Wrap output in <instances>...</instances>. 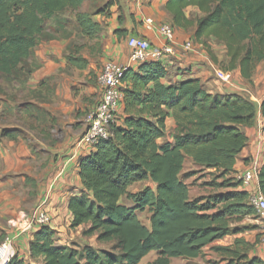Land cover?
I'll return each instance as SVG.
<instances>
[{"label":"trees","instance_id":"1","mask_svg":"<svg viewBox=\"0 0 264 264\" xmlns=\"http://www.w3.org/2000/svg\"><path fill=\"white\" fill-rule=\"evenodd\" d=\"M85 2L0 0V76L24 71L43 41L46 21L66 11L76 14L82 36L99 39L103 29L94 16L110 17L115 2L108 1L95 15L80 11ZM166 10L175 26L194 27L197 40L213 38L225 47L228 65L223 70L239 69L251 81L264 64V0H168ZM80 51L68 53L69 67L88 68ZM123 82L122 124L80 160L82 191L68 202L71 228L82 227L83 236L111 248L61 245L56 231L41 227L29 244L33 259L44 264H140L157 252L151 264L192 260L215 242L242 233L233 229L234 222L257 215L234 175L249 141L244 129L254 127L261 114L264 130V99L258 107L241 95L212 93L198 79L173 82L159 62L128 68ZM171 119L173 142L166 140ZM0 139L27 140L19 129L1 130ZM187 158L201 171H211L214 180L206 186L226 191L192 198L185 179L196 174H184ZM219 179L223 182L218 184ZM144 182L150 186L130 191ZM259 186L264 195V164ZM124 199L132 205L123 204ZM146 211L150 227L138 217ZM256 243L236 238L230 246L212 249L223 264H264L260 257H250ZM8 264L23 261L17 255Z\"/></svg>","mask_w":264,"mask_h":264},{"label":"crops","instance_id":"2","mask_svg":"<svg viewBox=\"0 0 264 264\" xmlns=\"http://www.w3.org/2000/svg\"><path fill=\"white\" fill-rule=\"evenodd\" d=\"M109 1L115 2V5L110 8L111 16H97L96 20L103 31L100 38L93 41L98 43L97 51L101 48V53L97 59L91 58L90 55L95 48L90 50L87 48V51L82 54L89 62L87 69L78 70L69 67L66 51L68 39L42 41L34 51L41 65L31 81V87L37 95L33 101L39 108L51 114L53 121L59 122L60 131L78 124V132L67 134L65 137L67 142L64 144L48 149L41 148V151L47 153L42 154L43 157L35 153L32 154L31 150L21 144L13 149L15 141H10L7 148L5 147L1 153L10 170H22L36 179V185L42 189L40 198L47 191L49 184L58 175H61L55 182L50 203L47 206V210L53 218L50 228L56 231L61 245L69 246L67 241L72 239L70 234L83 229L81 227L72 230L73 217L68 209V202L71 197L82 191L79 177L80 160L95 150L85 146L75 147V145L85 132L86 115L96 107L101 98L97 76L102 66L109 60L129 65L128 39L132 37L145 39L153 48H162L168 42L160 35L158 28L163 24H170L175 29L176 55L166 56L160 63L170 72L173 82L198 79L212 93L241 95L254 101L258 107L261 106L264 99V96L261 98L255 96L257 86L246 85L239 69L234 70L235 79L232 83L228 86L218 85V81L214 80V71L227 68L228 58L225 47L213 38L197 40L194 27L186 29L175 26L171 14L166 10L168 0ZM192 11L189 10L187 16H190ZM145 18L154 20L155 28L152 31L146 29L143 23ZM187 42L193 43V49L189 52L185 51L183 47ZM138 66L133 65L132 68L137 69ZM260 67L264 70V64H261ZM174 125L175 121L172 119L167 122L166 140L169 142H173ZM244 132L249 141L247 147L238 157L236 170L246 167L257 155H260L264 164V130L261 114L258 115L256 125L252 128H245ZM74 153L76 159L71 161L70 157ZM9 235L10 233L7 237ZM33 236H27L18 242L19 260L25 264H36V261L44 264L42 259L31 257L29 244ZM5 239L0 240V245ZM221 241H217L213 245H219ZM257 257L264 260L262 253Z\"/></svg>","mask_w":264,"mask_h":264},{"label":"rangeland","instance_id":"3","mask_svg":"<svg viewBox=\"0 0 264 264\" xmlns=\"http://www.w3.org/2000/svg\"><path fill=\"white\" fill-rule=\"evenodd\" d=\"M108 1L109 0H86L80 11L95 15L99 9H102L107 4ZM98 16L103 17V15ZM94 18L97 20V15H95ZM53 39H68L66 47L67 53L73 52L76 48H81L80 52L82 55L87 51V48L89 50L95 48L90 54L91 58L93 59H97L99 53H101V48L97 51V42L89 40L80 34L78 31L76 14L72 13L71 11H66L46 21L45 32L42 36V40L48 41ZM40 65V60L34 53L28 61V65L24 68V71L18 72L17 75L10 77L0 76V131L3 129H19L23 131L27 140L15 141V145L12 146V148L16 149L17 145L21 144L22 146L31 150L32 154L35 153L36 155H41L40 157H43L42 154L47 153L41 151V148L48 149L50 147L53 148L59 144L66 143V135L69 133L74 134L75 132H78V124H76L74 127H70L69 129L64 128L62 131H60L59 122L57 123L56 121H53L51 114H49L46 110L39 108L33 101L37 95L31 87V81ZM214 80L217 82L216 79ZM217 83L220 86L229 85H223L219 82ZM245 84L257 86L255 96L258 98L263 97L264 70L259 66L251 81L245 80ZM53 130H56V132H53ZM9 142L10 140L8 139H0L1 241L5 239L9 233L11 235L14 232L13 224L18 219L20 214H29L36 210L40 203V190H42L41 188H38L36 185V179H34L32 175L26 174L22 170L18 169L10 170V168L7 167V161L5 162V158L1 153H3V149L5 147L7 148ZM190 172H195L196 174L185 179L186 183L189 185L192 198L199 196H209L211 194L226 191V189H214L213 187L206 186V183L212 182L214 180L213 175L210 174L211 171H201L198 167L193 165L190 159L187 158L184 174ZM217 182L219 184L223 181L222 179H219ZM148 186H150V183H139L132 187L130 191L139 192ZM49 203L50 202H48V204ZM122 203L129 206L132 205V203L128 202L126 199H124ZM138 217L145 226L150 227V214L147 211L144 213L139 212ZM232 227L233 229H242L243 232L239 233L238 235L227 237L226 239L222 240L219 245H211L207 247L203 251V254L200 258L192 260L173 259L171 264H223L221 258L213 251L212 247L230 246L234 243L236 238H243L250 243H256L258 241L254 249L251 251L250 257L259 256L260 253H262L264 256V232L258 214L255 217H248L242 222H234ZM31 235L33 234H23L16 239L13 244L15 254L14 256L18 255V242ZM70 235H72V239L71 241H67L69 246L82 247L85 245H90L98 249L107 250L111 248V244L98 243L96 237L83 236V229L74 231V233ZM58 244L60 243L58 242ZM157 257L158 253L152 252L146 258H144L140 264H151L156 260ZM36 264H40V262L36 261Z\"/></svg>","mask_w":264,"mask_h":264},{"label":"built area","instance_id":"4","mask_svg":"<svg viewBox=\"0 0 264 264\" xmlns=\"http://www.w3.org/2000/svg\"><path fill=\"white\" fill-rule=\"evenodd\" d=\"M146 29L152 31L155 28V22L151 18H145L143 21ZM162 37L167 40V44L162 48H153L145 39L132 37L128 39L127 46L130 49L129 65L121 64L117 61L109 60L102 66L98 76L97 83L101 91V98L96 107L85 117L86 130L76 146H85L95 148L101 142L109 139L112 127L120 125L123 121V101L126 84L123 82V76L128 68L133 65H141L149 62H161L166 56L176 55L175 29L170 24H163L158 28ZM185 51L193 49V43L184 44ZM234 71H225L216 69L214 78L223 85L230 84L234 80ZM71 161L76 159L74 153ZM263 163L260 155L255 156L250 163L241 170H237L234 178L240 182V190L248 193V203L254 208L261 220L264 232V195L259 186V174ZM58 175L53 180L47 191L40 198L39 206L35 211L29 214H20L13 224V233L9 235L0 245V264H8L14 257L13 244L17 238L23 234H34L41 227H51L52 218L46 209L51 199V192L55 182L60 178Z\"/></svg>","mask_w":264,"mask_h":264}]
</instances>
